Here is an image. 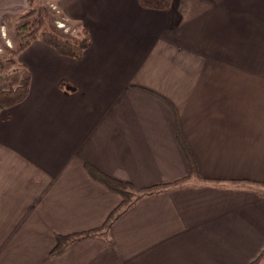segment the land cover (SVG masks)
Returning <instances> with one entry per match:
<instances>
[{
    "label": "crops",
    "instance_id": "0c3cea01",
    "mask_svg": "<svg viewBox=\"0 0 264 264\" xmlns=\"http://www.w3.org/2000/svg\"><path fill=\"white\" fill-rule=\"evenodd\" d=\"M31 0H0V25ZM86 28L81 59L34 39L16 55L29 93L0 112V264H251L264 252V0H49ZM4 31V29H3ZM75 92L58 88L60 80ZM151 91V94L147 91ZM51 254L57 235L101 227ZM218 180V181H216ZM236 181V182H235ZM255 264H264V255Z\"/></svg>",
    "mask_w": 264,
    "mask_h": 264
},
{
    "label": "trees",
    "instance_id": "16d2710c",
    "mask_svg": "<svg viewBox=\"0 0 264 264\" xmlns=\"http://www.w3.org/2000/svg\"><path fill=\"white\" fill-rule=\"evenodd\" d=\"M137 1L144 8L167 10L170 7L172 0ZM20 18L24 21V23L19 28V34L15 39V43L10 47L3 46L4 55L1 56L0 59V112L2 110L10 109L14 105L20 103L29 93L30 73L24 65L17 62L16 55L25 49L31 41L38 38L43 43L53 48L58 54L77 60L81 59L83 52L90 46L91 43V38L86 28L78 27L76 34L63 32L62 29H59L54 25L53 19L50 18L46 9H43L40 12L31 9L23 13ZM58 88L70 93L75 92L77 89L73 83L64 79L58 82ZM147 92L156 95L151 91ZM175 120L177 128V142L188 163L189 174L186 177L176 180L170 184H160L147 188H138L129 182L121 181L107 175L90 163H85L84 166L87 172L94 179L104 184L107 188L120 194L122 196V201L119 206L110 213L106 222L101 227L68 235H57L56 244L52 249L51 254L60 253L77 239L85 236L100 234L103 230L108 229L111 223L126 209L145 196H150L155 193L165 191L171 187L178 186L191 177L214 181V179H205L200 176L195 156L178 127L176 117ZM262 255H264V252H262L251 264H255L259 261L262 258Z\"/></svg>",
    "mask_w": 264,
    "mask_h": 264
},
{
    "label": "rangeland",
    "instance_id": "374dc122",
    "mask_svg": "<svg viewBox=\"0 0 264 264\" xmlns=\"http://www.w3.org/2000/svg\"><path fill=\"white\" fill-rule=\"evenodd\" d=\"M31 5L28 9H26L25 11L23 10L21 14H18L16 17H9L6 20H3V24L0 25V59L1 56L4 55V48L3 46H13L15 43V39L17 37V35L19 34V28L20 26H22V24L24 23V21L20 18V16L31 10L34 9L37 12L42 11L43 9L47 10V13L49 14L50 18L53 19V23L54 25L59 28L56 25V21H60L63 25V28H59L62 29L63 32H71L72 34H76L77 33V27H74L73 25L67 23L65 21V19H63V16L60 12V10L58 8H56L55 5L53 4H49V0H31ZM4 29V31H3ZM17 42V41H16ZM194 178V177H191ZM183 183L179 184L178 186L182 185Z\"/></svg>",
    "mask_w": 264,
    "mask_h": 264
},
{
    "label": "built area",
    "instance_id": "2783aa9c",
    "mask_svg": "<svg viewBox=\"0 0 264 264\" xmlns=\"http://www.w3.org/2000/svg\"><path fill=\"white\" fill-rule=\"evenodd\" d=\"M56 25L59 27V28H63V25L60 21H56Z\"/></svg>",
    "mask_w": 264,
    "mask_h": 264
}]
</instances>
